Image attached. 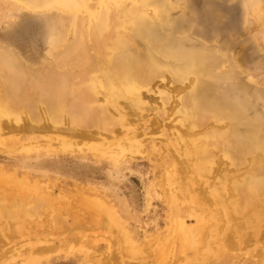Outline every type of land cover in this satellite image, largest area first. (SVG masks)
Instances as JSON below:
<instances>
[{
	"label": "bare ground",
	"instance_id": "bare-ground-1",
	"mask_svg": "<svg viewBox=\"0 0 264 264\" xmlns=\"http://www.w3.org/2000/svg\"><path fill=\"white\" fill-rule=\"evenodd\" d=\"M7 2L22 15L41 16L45 47L44 53L34 48L36 53L30 49L31 55H25L9 40L29 17L6 20L7 30L0 35V161L15 164L0 165V222L8 219L0 234L18 232L41 212L43 224L68 228L69 236L76 232L61 220V194L57 201L43 199L42 175L19 169L31 159L41 160V170L59 169V158L71 154L116 161L146 153L150 140L159 158L175 159L162 175L168 188L162 231L137 248L118 207L102 199L87 204L102 226L117 227L118 248L132 254L148 251L155 256L153 264L172 255H179L182 264H211L225 256L236 258L250 238L256 247L262 245L257 254L264 255V116L241 102L230 104L209 82L219 69L228 73L223 47L208 51L191 44L182 50L159 37L156 27L170 20L176 7L170 0ZM152 27L153 38L147 33ZM155 78L165 84L188 83L170 90ZM149 93L159 94L158 112L172 99L171 110L177 114L160 131L168 132L165 144L146 137ZM223 165H230V177L222 174ZM182 173L208 195L212 208L183 195L190 184L181 187L175 176ZM75 234L69 243H75ZM61 249L54 247L55 253ZM45 250L29 253L20 264H37Z\"/></svg>",
	"mask_w": 264,
	"mask_h": 264
},
{
	"label": "rangeland",
	"instance_id": "rangeland-1",
	"mask_svg": "<svg viewBox=\"0 0 264 264\" xmlns=\"http://www.w3.org/2000/svg\"><path fill=\"white\" fill-rule=\"evenodd\" d=\"M170 1L174 2L176 7L171 9L173 12L170 20H163L161 26L156 27L160 29L159 37L169 38L172 44L182 50L191 44L202 45L208 51L223 47L227 54L224 63L228 73L219 69L209 82L218 93L228 98L230 104L241 102L250 112L264 116V0ZM23 13L24 11L10 5L7 0H0V35L7 30L6 20H12L13 16L29 17L22 20L9 41L25 55H31L30 49L36 53L34 48L44 53L45 37L42 33L44 30L41 16L22 15ZM154 31L155 28L152 27L147 33L153 38ZM239 62L242 64L240 68ZM159 79L155 78V81ZM159 83H162L161 88L165 86L171 90L176 86L184 87L188 81ZM149 95L151 98H148L150 102L148 107L146 106V137L154 138L158 142L157 145L165 144L167 142L165 134L168 132L162 134L160 131L164 128L167 130L174 123L172 121L177 114L171 110L172 99L164 111L158 112L161 102L159 94ZM153 145L148 140L146 153L134 157L128 155L116 161L101 160L89 154L84 156L71 154L59 158L61 162L59 169L53 167L41 170L39 158L31 159L30 163L25 164L26 167L20 166L19 169L23 172L42 175V180L39 181L42 189L39 191L45 197L43 199L51 198V201H57L59 199L57 194H61L64 202L58 204L60 205L58 210L63 218L61 220L65 221L67 227L76 230L73 238L75 243L68 242L74 235L67 234L68 228L60 231L46 223L43 224L44 216L41 212L36 214L35 220L23 222L18 232H11V229H8L4 234H0V260L7 264H20L29 253L43 247L46 248L44 251L46 255H41V261L37 264H146L150 261L153 264L155 256L148 255V251L132 254L118 248L117 227L102 226L101 219L93 214L87 205L88 202H93V199H102L107 204L118 207L137 238L138 243L135 245L137 248L162 231L168 211L166 206L168 188L162 175L167 162L175 159L164 156L159 158L160 156L153 150ZM164 149L159 152L163 154ZM4 162L7 161H0V165L4 164L9 168L15 164V160L12 159L10 163ZM226 167L230 168V165L221 166L222 174L230 177L232 173L226 171ZM34 177L40 178V175ZM175 177L181 187L190 184L189 190L183 191L184 196L191 194L198 198L206 209H209V205L210 208L214 206L206 199L208 195L200 191L196 182L185 181L187 173ZM212 178L213 175L209 180ZM7 220L0 222V229ZM217 222L221 223L222 220L218 219ZM192 223L194 221L190 222ZM95 237L96 241L93 242ZM63 240L65 243L62 244ZM81 240L87 244L82 246ZM57 245L62 247L60 254L54 251ZM72 245L76 246L74 250L71 249ZM261 246L256 247L248 238L241 245V251L235 254L236 258L225 256L211 264H261L264 255L257 254ZM248 249L251 252L246 253ZM12 256L14 259L11 260ZM162 261L155 264H182L179 255H172L171 258L167 256Z\"/></svg>",
	"mask_w": 264,
	"mask_h": 264
}]
</instances>
